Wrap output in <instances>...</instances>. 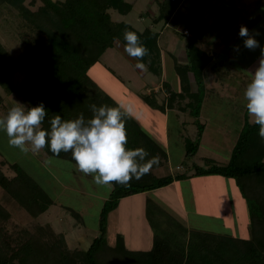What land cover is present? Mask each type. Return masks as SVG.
Wrapping results in <instances>:
<instances>
[{"label": "trees", "instance_id": "1", "mask_svg": "<svg viewBox=\"0 0 264 264\" xmlns=\"http://www.w3.org/2000/svg\"><path fill=\"white\" fill-rule=\"evenodd\" d=\"M24 1L0 0V4L20 11L28 32L33 36V45L18 57L12 56L0 42V86L5 94L18 96L25 106L43 103L48 113L42 125L44 129H49V120L56 114L67 120L83 113L87 119L91 116V104L118 105L98 87L89 70L108 47L115 45L123 49L125 30L135 31L140 36L149 50L142 62L149 72L160 75V31L152 27L138 31L128 23L115 22L110 17L109 9L121 14L131 10L132 5L125 0H39L41 4L34 10H29ZM180 2L160 0L151 25L171 22ZM28 3L35 5L36 0ZM237 9L230 5V1L222 3L216 21L225 25L234 22ZM186 27L190 36L185 41V59L179 62L172 56L179 90H173L168 82L163 81L162 88L167 94L163 101L158 102L154 92L141 95V98L162 112L166 108L177 107L192 118L196 133L193 139H184V156L192 158L205 128L199 117L206 92L207 68L212 69L218 79L225 76L219 73L223 65L215 55L198 45L208 27L191 23ZM106 69L114 73L109 67ZM18 70L23 71V77L14 84L12 76ZM192 81L195 90L191 88ZM126 130L127 148L143 147L149 153L148 158L158 157L159 163L152 169L167 162L166 151L132 117L126 119ZM42 151L48 156L74 162L71 153L61 152L57 156L47 147ZM205 158L204 166L192 162L185 171L158 177L151 169L149 174L138 181L133 179L128 186L113 185L99 210L97 234L85 248H70L63 232H50L51 235L41 232L36 236L26 227L12 223L10 212L0 203V264H264V141L258 135V126L249 121L246 108L228 159ZM0 161V187L29 215L37 217L54 203L51 195L17 163ZM3 164H7L14 174L6 175L1 169ZM210 175L233 180L240 196L247 201V237L186 228L157 205L156 209L165 217L157 224L161 222L167 226L160 227L150 219L156 233L148 249H128L121 233L115 234L112 243L106 240L108 213L116 208L122 197L151 191L176 180ZM149 201L146 200L147 216ZM70 213L75 212L71 210ZM10 223L12 229L9 228Z\"/></svg>", "mask_w": 264, "mask_h": 264}, {"label": "rangeland", "instance_id": "2", "mask_svg": "<svg viewBox=\"0 0 264 264\" xmlns=\"http://www.w3.org/2000/svg\"><path fill=\"white\" fill-rule=\"evenodd\" d=\"M125 1L132 5L131 10L121 14L109 9L110 17L115 22H126L138 31L145 27L160 31L158 44L162 54L161 73L154 75L147 69L143 71L137 69L135 67L137 62L123 49L113 45L108 47L101 54L98 63L90 68V77L118 104L130 106L132 119L148 136L161 143L166 149L167 162L154 170L153 175L158 177L185 171L192 162L204 166L205 156H213L218 161L221 157L227 160L231 145L243 123L245 110L243 92L251 79L252 71L246 64L250 66L257 64L261 56V47H264V2L250 0L252 5L248 8L251 11L237 9L236 20L225 25L218 21L207 23L210 13L205 8L208 5L214 6L215 0H183L172 15L171 22L165 25L163 22L151 25V19L157 12L160 0ZM227 1H230V5L234 7L245 6L239 5L237 0H221V3L225 4ZM28 2L29 0H25L24 4L29 10H34L41 4L39 0H36L35 5H29ZM220 9L221 6L218 7V13ZM19 12L7 4H0V42L14 57H18L29 45H33V36L28 32L24 17ZM201 20L204 21L202 24L208 27V31L204 38L198 41V45L215 55L216 60L223 65L219 73L222 72L225 78L218 79L216 73L207 68L205 100L202 101L199 117L207 129L202 135L197 152L192 158H188L184 156V139H193L196 133L192 118L177 107H174L179 111L177 117L173 111L163 115L159 109L145 104L141 95L154 92L157 101H163L167 95L162 88L163 80L168 82L172 89H179L172 55H175L179 62L184 60L185 41L190 33L184 34L183 29H187L188 23L199 25ZM241 25L248 28L249 33L254 35L261 47L254 50L244 47L243 38L238 35ZM179 27L182 29V34L181 30L175 31L176 28L180 29ZM22 77L23 71L18 70L12 76V82L17 84ZM191 88L195 90L193 81ZM0 96L2 97L0 116L6 114L16 102L24 105L18 96L5 94L1 86ZM248 117L252 122L251 117L249 115ZM181 118L184 125L180 123ZM0 160L17 163L35 178L54 200L46 211L33 217L0 187V203L10 212L11 222L26 227L36 236L41 232H48V235H51L50 232H63L70 248H85L97 234L99 210L112 188L96 185L92 176H85L77 170L75 163L68 159L48 156L42 150L37 154L21 152L18 148L9 145L8 137L2 130H0ZM1 169L8 176L14 174L7 164L1 165ZM212 176L214 177L192 176L184 180H176L179 181L177 184L170 183L156 188L148 192L147 196L122 197L116 209L108 213L106 240L109 243L113 242L116 233H123L130 249H148L156 233L152 228V222H149L150 219L159 225L157 222L165 218L156 209L157 205L179 220L183 226L247 237L249 224L247 201L234 191L236 187L233 180L218 175ZM216 178L222 179V182L217 183ZM147 199L150 200L148 216ZM69 209L75 213L71 214ZM12 223L9 225L11 229ZM162 225L167 226L160 222L159 226ZM128 242L131 244L134 242L135 245H130Z\"/></svg>", "mask_w": 264, "mask_h": 264}, {"label": "clouds", "instance_id": "3", "mask_svg": "<svg viewBox=\"0 0 264 264\" xmlns=\"http://www.w3.org/2000/svg\"><path fill=\"white\" fill-rule=\"evenodd\" d=\"M238 35L243 38L245 48L261 47L246 26H240ZM123 37V51L137 61V69L146 70L142 61L149 50L140 36L125 30ZM243 96L247 113L264 141V47ZM89 109L91 116L87 119L83 113L67 120L56 114L49 120V129H44L42 125L48 113L43 103L28 107L16 102L0 116V130L8 137L10 146L25 154H37L45 147L57 156L61 152L71 153L77 170L92 176L98 186L109 189L115 184L128 186L133 179L138 181L149 174L153 165L159 163L158 157L148 158L149 153L143 147H126V119L132 116L131 107L91 104Z\"/></svg>", "mask_w": 264, "mask_h": 264}, {"label": "crops", "instance_id": "4", "mask_svg": "<svg viewBox=\"0 0 264 264\" xmlns=\"http://www.w3.org/2000/svg\"><path fill=\"white\" fill-rule=\"evenodd\" d=\"M262 2H264V0H261ZM182 2H183V0H181V2H180V4H179V6L182 4ZM237 2H238V4L239 5H245L243 8H239V7H237L239 10H241V11H251V10H249V8H248V6H250V5H252V1H250V0H242V2L240 1V0H237ZM201 3H202V1H201ZM206 3V2H205ZM215 5L214 6H209L208 5V7H206L205 8V10L207 11V12H209L210 13V16H208V17H210V19H209V21L207 22L208 24H211L212 22L213 23H215V21H216V19H215V17H216V14L218 13L217 12V10H218V7L219 6H221L222 5V3H221V0H215ZM235 5H236V3L235 2H233ZM203 5H204V3H203ZM178 6V7H179ZM178 7H177V9H178ZM176 9V10H177ZM175 10V11H176ZM175 13V12H174ZM257 18V17H256ZM202 21V20H201ZM204 21H202L200 24H202ZM206 23V24H207ZM199 24V25H200ZM186 26V25H185ZM180 28V27H179ZM184 28V27H183ZM179 30H181V34H182V29L180 28V29H178L177 30V28L175 29V31H179ZM208 31V30H207ZM204 38V37H203ZM202 38V39H203ZM237 38H239L238 36H237ZM232 49H233V45H232ZM168 53H171V52H169V51H167ZM160 56H162V54H161V48H160ZM172 56H174V57H176L175 55H172ZM185 59V58H184ZM184 61V60H183ZM182 61V62H183ZM258 65V63L257 64H253L252 66H250V64L248 65V64H246V66L248 67V69H252V71H254V69H255V67ZM246 68V67H245ZM227 76V75H226ZM164 81V80H163ZM177 81H178V78H177ZM242 85V84H241ZM177 86L179 87V84L177 83ZM243 86V85H242ZM173 90H175V91H177V89H173ZM179 90V89H178ZM204 98H205V94H204ZM203 98V99H204ZM205 100V99H204ZM146 104V103H145ZM170 111H173V113H174V115H175V117H177L179 114H178V112L179 111H177V110H175L174 108H166L165 109V111L164 112H162V114L163 115H166L168 112H170ZM182 112V111H181ZM182 113H185V112H182ZM201 114V113H200ZM176 120H178L177 118H176ZM182 122V124L181 125H184V121H183V119L181 118V120H180V123ZM205 124V123H204ZM206 125H205V128H204V131H206ZM204 131H203V133H204ZM203 135V134H202ZM201 138H202V136H201ZM156 141V140H155ZM200 141H201V139H200ZM157 142V141H156ZM158 143V142H157ZM200 143V142H199ZM161 147H162V145H161V143H158ZM233 144V143H232ZM232 146V145H231ZM163 148V147H162ZM165 151H166V149L165 148H163ZM198 150V149H197ZM225 155V154H224ZM205 157H210V158H213V159H216V158H214L213 156H205ZM168 159V158H167ZM217 160V159H216ZM226 161V159H224L223 157H221L220 158V161ZM159 168V167H158ZM157 168H154V169H152V172L154 171V170H156ZM191 172V171H190ZM173 173H175V172H173ZM205 177H209V176H205ZM210 177H214V176H212V175H210ZM182 180H184V179H182ZM216 181H217V183H221L222 182V179H220V178H216ZM179 181H173L172 182V184H177ZM234 191H236V193H239V192H237L238 190H237V188H235L234 189ZM148 192H150V191H147V192H143V193H137V194H134V195H148ZM240 195V194H239ZM132 196V195H131ZM159 206V205H158ZM160 208H162L161 206H160ZM116 209V208H115ZM163 209V208H162ZM186 218H187V215L185 216ZM179 221V220H178ZM183 225V224H182ZM185 227L186 228H189L190 226H187V225H185ZM148 232L150 233V230H148ZM122 235H123V237H124V243H125V245H126V247L128 248V249H130V247L128 246V244L126 243V241H125V235L123 234V233H121ZM151 237H152V235H151ZM246 237V236H245ZM66 238V237H65ZM115 239V238H114ZM152 239H153V237H152ZM90 243V242H89ZM88 243V244H89ZM110 243H112V241L110 242ZM130 245H135V243L134 242H132V244L130 243V242H128ZM151 245V244H150ZM88 246V245H87ZM86 246V247H87ZM150 247V246H149ZM132 249V248H131ZM133 250H141V249H133Z\"/></svg>", "mask_w": 264, "mask_h": 264}, {"label": "built area", "instance_id": "5", "mask_svg": "<svg viewBox=\"0 0 264 264\" xmlns=\"http://www.w3.org/2000/svg\"><path fill=\"white\" fill-rule=\"evenodd\" d=\"M183 33L186 34V35H189V32L187 29H183Z\"/></svg>", "mask_w": 264, "mask_h": 264}]
</instances>
